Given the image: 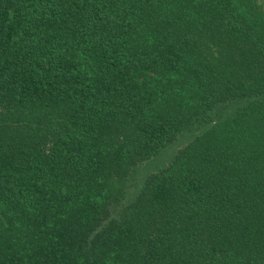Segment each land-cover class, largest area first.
Returning a JSON list of instances; mask_svg holds the SVG:
<instances>
[{
	"label": "trees",
	"instance_id": "trees-1",
	"mask_svg": "<svg viewBox=\"0 0 264 264\" xmlns=\"http://www.w3.org/2000/svg\"><path fill=\"white\" fill-rule=\"evenodd\" d=\"M0 264H264V2L0 0Z\"/></svg>",
	"mask_w": 264,
	"mask_h": 264
},
{
	"label": "rangeland",
	"instance_id": "rangeland-1",
	"mask_svg": "<svg viewBox=\"0 0 264 264\" xmlns=\"http://www.w3.org/2000/svg\"><path fill=\"white\" fill-rule=\"evenodd\" d=\"M259 1L264 2V0H259ZM215 113H216V111H214L212 113V115H214ZM191 133L192 132H189V130H186V131L183 130L178 135L177 139L172 144H170L169 146H167L166 148L161 150V152L158 155H156V157H154L153 160H151L149 162L142 163L137 167V170H140L138 177L141 179V181L137 182V181H135V179L133 181H129V180L127 181L128 182L127 185L130 186V191L127 188H125V194L122 193V194L118 195L120 197V198H118L117 203H116V205H118L117 206L118 210H120V207L126 203V200L123 199V197H126L127 194L131 195L134 191H136L135 186L142 183L143 177H145L146 175L157 172L158 169L166 167L170 163V161H171L172 157L175 155V153H177L179 150H181L182 148H184L188 144L189 140L191 139L190 138ZM144 168H145V170H144ZM141 169H143V170H141Z\"/></svg>",
	"mask_w": 264,
	"mask_h": 264
}]
</instances>
